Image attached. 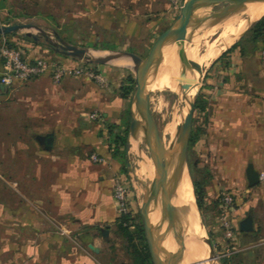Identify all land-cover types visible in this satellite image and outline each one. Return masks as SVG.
I'll return each instance as SVG.
<instances>
[{"label": "crops", "instance_id": "obj_1", "mask_svg": "<svg viewBox=\"0 0 264 264\" xmlns=\"http://www.w3.org/2000/svg\"><path fill=\"white\" fill-rule=\"evenodd\" d=\"M11 40L23 47L29 59L44 58L29 41L18 37ZM52 60L72 64L64 57ZM252 65L256 67L255 75L249 69ZM1 71L0 61V109L14 105V101L18 111L27 106L28 110L21 114L37 122L43 137L53 133L54 142L50 151L42 152L37 147L33 203L12 205L1 195L0 264H106L104 245L117 233L120 217L113 197L119 164L110 149L111 131L125 129L131 116L129 100L122 90L125 73L100 69L107 81L102 87L89 79L74 77L55 84L49 75H44L8 88L1 81ZM209 72L211 84L226 88L224 93L218 91L213 96L210 150L215 155L224 154L225 165L229 166L224 168L225 178L247 179L250 164L261 174L264 90L254 95L227 87L234 82L264 80V64L247 61L238 46L219 58ZM223 75L225 84L221 83ZM95 112L101 115L99 120L91 119ZM93 155L106 162L93 163ZM250 155L255 157L250 159ZM239 206L243 214L238 220L242 262L264 264V180L253 188L247 181L246 195ZM247 215L254 219L253 232L240 231V222ZM106 228L108 240L102 236ZM90 242L98 252L89 248Z\"/></svg>", "mask_w": 264, "mask_h": 264}, {"label": "rangeland", "instance_id": "obj_2", "mask_svg": "<svg viewBox=\"0 0 264 264\" xmlns=\"http://www.w3.org/2000/svg\"><path fill=\"white\" fill-rule=\"evenodd\" d=\"M187 1L189 0H0V27L3 25L34 23L51 33L56 31L63 40L89 50L94 57H106L109 54L104 52L107 51H125L142 61L147 57L156 39L173 26L180 15L181 8ZM223 6L212 8L211 14L217 12ZM263 18L264 16L261 19ZM257 21L250 25L236 44L241 46L247 61L264 64V36L254 43L251 32ZM16 37L22 40L27 38L25 32L9 34V36L0 35V47L4 42L15 45L11 39ZM27 41L37 47L41 57L50 60L64 57L69 59L73 65H81L102 75L104 83L94 78L79 77L89 79L100 87L107 82L100 69L122 70L126 75L122 84L123 96L126 88H131L130 96L127 98L131 110L136 82L133 85L127 82L129 76H133L135 81V74L129 66L115 65L106 60L100 64H90L62 55L55 51V48L47 43L44 38H41L38 43L30 38ZM205 51H207V47L204 46L203 52ZM169 59H163L162 69L168 66ZM255 68L253 65L249 68L252 75L256 74ZM210 69L202 81L197 98L199 109L196 110V107L192 109L190 105L189 114L192 111L193 118L191 130L189 134L187 133L188 138L186 137L185 165L192 181L196 202L198 195L202 202V210L198 207L201 224L206 242L209 241L211 244V250L215 254L217 263L243 264L239 233L234 244L224 237L219 223V205L220 200L226 193H233L234 210L231 220L238 227V220L243 218L239 205L246 195L248 179L238 178L237 176H234L232 180L225 178L224 168L229 166L225 165L224 154L217 153L215 155L210 150L208 140L215 104L213 96L218 91L224 93L226 90L225 85L216 88L214 84L210 83L208 80ZM222 77L221 83L225 84L226 75ZM227 89L238 93L246 94L249 92L256 95L260 90H264V80L257 78L254 79L253 83H249V81L245 83L234 82ZM147 94L148 97L150 96L148 103L150 115L156 119L163 137L161 130L164 126L162 111H157L159 105L157 107L153 103L152 96L163 99L172 107L181 96L169 90H164L161 86H153L152 90L148 89ZM182 98L183 101L189 99L192 102V98H186L185 96ZM14 103V105L9 104L4 106V109H0V201L2 195V200L12 205H31L33 203V183L36 181L33 179V175L38 172V164L35 162L37 147L40 146L42 152L50 150L46 148L43 134L36 126L37 122L25 113L21 114L23 110H28L27 106H24V108L19 107L18 111L16 110V101ZM189 114L187 122L190 117ZM127 124L130 131L131 116ZM144 135L143 133V152L154 166L151 159V149L145 142L148 138ZM134 138L136 139L133 142H136L137 135ZM131 146L132 144L129 143L126 155H123V150H121L117 159L119 170L116 176H120L128 185L130 210L133 219L131 225L141 224L148 247L143 220V215H146L145 196L144 200L141 201L136 192V188L138 187L139 191L140 186L143 187L144 184L139 183L138 178L134 176L138 169L137 162H139V158L130 152ZM254 157V155H250L249 158L253 159ZM215 228H218L217 233ZM218 236L222 239L218 240ZM168 238L170 239H167L164 243V255H168L172 250L173 233ZM233 245H235V249ZM104 247L106 249L104 255L106 264H134L132 256L134 248L117 233L112 235V238Z\"/></svg>", "mask_w": 264, "mask_h": 264}, {"label": "bare ground", "instance_id": "obj_3", "mask_svg": "<svg viewBox=\"0 0 264 264\" xmlns=\"http://www.w3.org/2000/svg\"><path fill=\"white\" fill-rule=\"evenodd\" d=\"M211 10L212 7L197 10L190 20L193 22L199 17L211 15ZM263 16L264 1H260L230 12L219 22L209 20L199 27L184 44L166 46L154 64L148 89L152 90L153 86H161L164 90L181 96L173 107L163 99L152 96L153 103L156 106L159 105L157 111H162L164 126L161 130L166 154L170 162L174 166H179L181 171L179 173L162 162L174 192L173 204L175 207L183 206L181 218L172 232L174 238L172 250L168 255H163L166 264H218L209 242H206L192 181L186 170L187 119L191 101L189 99L183 101L182 97L192 98L193 101L212 64L240 40L253 22ZM204 46L207 47L205 52H203ZM168 58H170L168 66L162 69L163 59ZM108 61L119 66L135 67L137 65L135 61L119 55H110ZM184 78L195 81L196 88L180 90L178 81ZM149 101L150 96L144 103V109L150 114ZM142 132L151 141L141 124L132 131L130 136V145L132 144L130 152L139 158L138 169L134 176L138 178L139 183L147 185L151 197V207H148L150 228L159 226L166 229L169 224L168 217L173 215V209L164 180L160 179L158 170L143 152ZM135 135L138 142L136 140L133 142L136 139ZM136 192L139 199L143 201L147 192L146 187L141 185L139 191L138 187L136 188Z\"/></svg>", "mask_w": 264, "mask_h": 264}, {"label": "water", "instance_id": "obj_4", "mask_svg": "<svg viewBox=\"0 0 264 264\" xmlns=\"http://www.w3.org/2000/svg\"><path fill=\"white\" fill-rule=\"evenodd\" d=\"M260 1H264V0L187 1L186 3H184L183 7L181 8L180 15L178 16L176 22L173 24L172 27H170L168 30H166L156 39V41L152 44L147 57L142 61L137 59L131 53L125 51H107L104 52L109 54L106 57H100V58L94 57L90 54L89 50L84 49L78 45L70 44L65 40H63L56 31H53L51 33L34 23H21L11 26L3 25L0 27V35H9L18 32H25V36L27 38L33 39L36 43H38L41 38H44L47 43H49L52 47L55 48V51L61 53L62 55L77 59L79 61H84L90 64H100L103 63L105 60L108 61V57L110 55L123 56L136 62L137 65L135 67H130L135 74L136 88L133 95L132 106L130 110L131 125H130L128 142L130 143V136L132 134V131L137 129L140 124L143 125L148 136L151 138V143L149 139L145 140V142L151 149V159L154 163L155 168L158 170L160 179H163L165 182L166 189L170 197L171 207L173 209V215L171 217H168L169 224L167 225L166 229H163L162 227L159 226L151 229L150 212H148V207H151V197L148 192L147 185L143 183L147 190L145 195L146 215L145 214L143 215V220H144V227H145L148 247L153 264H166L163 257L164 243L175 229L176 225L178 224L181 218V213L183 212V206L175 207L173 204L174 192L168 180V176L162 167V162H164L167 165H170L172 169H175L179 173L181 172L180 168L179 166H174L168 159L164 140L161 135L158 123L154 118V116H151L144 109V103L148 99V94H147L148 86H149L148 84L152 76L154 64L166 46L174 45V44H184L199 27H201L204 23L208 22L209 20H214L216 22H219L230 12ZM220 5H224V6L221 9H219L217 12L208 16L199 17L195 19L193 22L190 20L197 10H201L207 7L216 8ZM178 82L180 83V85L178 86L180 90H190L196 88L195 87L196 82L193 80L184 78V79H180ZM200 88L201 86L199 87L195 98L190 103L192 109L196 107ZM192 118H193V112L191 111L187 124L188 134L191 130ZM44 139L47 150H51L54 142V134L50 133L46 135ZM246 174L250 187L252 188L256 187L261 183L260 173L255 170L253 164H250L248 166ZM240 231L246 233L254 231V219L252 216L247 215L246 218H244L240 222ZM102 236L104 237V239L108 240V236H109L108 228L102 229ZM209 245L210 247H212L210 243ZM89 248L94 252L99 251L92 242L89 243Z\"/></svg>", "mask_w": 264, "mask_h": 264}, {"label": "built area", "instance_id": "obj_5", "mask_svg": "<svg viewBox=\"0 0 264 264\" xmlns=\"http://www.w3.org/2000/svg\"><path fill=\"white\" fill-rule=\"evenodd\" d=\"M0 61L2 63L1 81L8 88L17 84H27L44 75H49L55 84H61L69 77L94 78L104 83L102 75L88 70L81 65L67 64L46 58L31 60L28 58L23 47L19 45H11L8 42H4L0 47ZM100 118L101 115L97 112L91 115V119L93 120H99ZM91 160L94 163L99 164L106 162L103 157L97 155H93ZM260 176L261 181H263L264 172H262ZM113 197L119 216L132 217L128 185L120 176L114 178ZM233 210L234 195L233 193H226L220 200L219 223L224 237L228 241H231L232 244L235 243L238 237V227H236L231 220ZM131 223L132 222L130 221L129 224ZM234 246L235 245H233V247Z\"/></svg>", "mask_w": 264, "mask_h": 264}, {"label": "trees", "instance_id": "obj_6", "mask_svg": "<svg viewBox=\"0 0 264 264\" xmlns=\"http://www.w3.org/2000/svg\"><path fill=\"white\" fill-rule=\"evenodd\" d=\"M264 30V18L260 21H257L251 29L253 34V42L256 43L259 39L263 38ZM15 34V33H13ZM9 36V35H8ZM28 40V38H25ZM239 44H235L231 49L227 50L220 58H223L227 53L237 48ZM244 51H242V54ZM127 82L130 85L134 84V77L129 76ZM131 88H126L124 92V97L129 98ZM199 109V102L196 103V110ZM129 125L125 129H120L119 132L113 133L111 131V140H110V149L115 159L119 158L121 150H123V155H126L127 146H128V135H129ZM110 129H113L112 127ZM114 145V147H112ZM197 206L202 210V202L198 195ZM133 219L131 216H123L119 218L117 223V234L125 238L134 248L132 253L133 258L135 259V264H153L151 260V255L148 251V247L145 241L144 231L141 224L131 225L129 224ZM127 224V225H125ZM134 228V229H133Z\"/></svg>", "mask_w": 264, "mask_h": 264}]
</instances>
